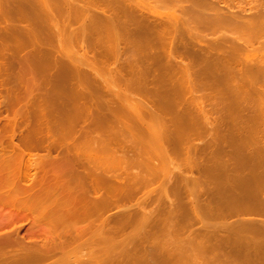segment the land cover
Wrapping results in <instances>:
<instances>
[{
	"label": "bare ground",
	"instance_id": "obj_1",
	"mask_svg": "<svg viewBox=\"0 0 264 264\" xmlns=\"http://www.w3.org/2000/svg\"><path fill=\"white\" fill-rule=\"evenodd\" d=\"M219 1L0 0V86L6 89L0 106L10 113L0 128V264H38L58 252L61 257L56 260L57 264L63 260L67 263L71 254L82 251L79 247L83 244L91 248L88 256L81 257L83 253L74 260L72 257L70 264H171L175 261L163 255L171 251L168 248H172V243L151 239L159 234L175 237L181 231L187 233L188 241L184 242L187 245L200 236L194 249L203 255L198 257L199 264L226 263L222 258L205 256L219 244L212 241L216 234L210 233V226L205 222L212 211L196 208L194 204L186 208L192 219L201 223L198 235L190 221L184 225L178 222L179 211L173 208L178 200L170 198L168 192L173 178L189 186L202 179L207 181L208 177L234 172L236 165L234 162L223 164V161L222 166L216 165L209 157L190 161L192 148L189 147L185 165L178 168L175 153H171L173 146L169 150L165 145L175 140V131L168 130L169 126L203 129L225 126L238 134L254 129L249 124L252 112L227 115L229 118L220 113L213 117L215 113L209 114L202 93L201 97L196 96L199 89L214 90L218 86L222 88L227 81H234L238 93L248 90L253 98L264 102V84H257L264 82V60L256 52L257 46L264 43V1L255 0L259 2L253 6L252 0L251 4L249 0L246 4L237 2L234 7L228 0L224 6H217ZM163 3L174 4V9L159 12L157 7ZM164 16L166 20L159 22L158 18ZM74 23H80L81 27L71 29ZM156 29H160L159 35H151ZM218 29L232 30L230 35L207 32ZM76 42L81 43L79 50L73 47ZM54 52L57 55L53 56ZM76 59L88 63L77 64ZM108 59H114V67L98 63ZM48 77H58L60 85L68 86L66 91L60 94L55 91L58 96L53 98L38 97L36 92L52 83L50 78L49 82L43 80ZM206 78L216 79V83ZM120 84L125 89L115 92ZM132 91L141 95H132ZM36 102L43 104L40 112H36ZM49 102L56 103V115L46 113L47 109H53L44 106ZM260 116L264 118V112ZM48 117L55 118L57 127L51 147L46 145L48 153L40 157L28 154L29 148L46 147L40 136L44 126L41 120ZM33 118L37 120L35 124L31 121ZM22 124L34 127L20 144L16 141V128ZM117 136L121 137L117 139ZM54 148L62 153L52 155ZM211 155V159L215 158ZM252 164L254 169L264 168L262 161ZM133 167L138 168L136 173ZM196 169L202 171V178L193 181L184 174ZM155 182L159 184L154 188ZM179 186H175L177 190ZM156 189L160 190L158 198L153 196ZM141 190H145L144 197L135 205L133 202L130 208H123L122 203L118 205L121 200H133ZM257 196L253 194L243 206L239 203V213L264 217V193L259 199ZM153 200L157 202L154 209L165 210L166 218L156 219L157 210L147 212V207H142ZM116 202L121 213L117 212L119 215L109 221L104 215ZM252 221L246 226L244 263L264 264V220ZM26 223H30L29 227L22 233ZM133 227L135 232L127 233ZM87 235L89 238L84 239ZM229 237L228 242L232 238ZM235 254H229V259ZM182 259L185 263L193 260Z\"/></svg>",
	"mask_w": 264,
	"mask_h": 264
},
{
	"label": "rangeland",
	"instance_id": "obj_2",
	"mask_svg": "<svg viewBox=\"0 0 264 264\" xmlns=\"http://www.w3.org/2000/svg\"><path fill=\"white\" fill-rule=\"evenodd\" d=\"M244 1V2H243ZM246 1V2H245ZM247 1L248 0H228V2H229V4H230V6H237V4L239 3V2H243V3H247ZM253 2H252V6L256 3V2H259V1H256L255 2V0H252ZM261 1H264V0H261ZM260 1V2H261ZM220 2L222 3V5H220ZM224 2V3H223ZM225 2H227V0H221V1H219L218 3H217V6H220V7H222V6H224L223 4H225ZM238 2V3H237ZM248 3H250L251 4V1L249 0L248 1ZM157 9L159 10V12H163V11H165L164 13H167L170 9H174V4H165V3H163L162 5L161 4H159L158 5V7H157ZM179 11V10H178ZM178 14H181V15H183L182 13H181V11H179V12H177ZM166 16H164L163 17V19L161 18H158V20H160L159 22H163V21H165L166 19ZM157 20V21H158ZM81 24L80 23H74L73 24V26H72V28L71 29H75V28H77L78 26H80ZM81 27V26H80ZM80 27H78V29L80 28ZM76 30V29H75ZM160 30V29H159ZM158 29H156V30H154L155 32L154 33H152L151 35H154V34H158L159 35V31ZM231 30L232 29H218V30H209V31H207V32H216V35H219V34H225V35H230V33H231ZM206 40H210L209 38L208 39H206ZM205 43V42H204ZM81 44V43H80ZM79 44V42L77 43H75L74 45H73V47L75 48V50L77 49V50H79L80 49V47H81V45ZM262 45H264V43L263 44H261V46L259 45V46H257L258 48H257V50H256V52H257V55L259 56V58H261L262 60H264V46L262 47ZM200 46V45H199ZM201 48H205L204 47V45H202V46H200ZM261 47V48H260ZM260 48V49H259ZM54 55H57V54H55V52L53 53V56ZM92 55V54H91ZM126 55H124V57H125ZM242 58H244L243 56H242ZM77 60V62H75V63H79V64H87L88 62H85V61H81V63L78 61V59H76ZM102 62V61H101ZM98 62V63H100V64H102V65H105V66H113L114 67V65H115V61H114V59H108V60H105V62ZM161 62H164V60H162L161 59ZM117 65V64H116ZM119 65V64H118ZM55 72V71H54ZM49 73L50 74H52L53 73V71L51 72V71H49ZM46 74V73H45ZM41 75H43V74H41ZM46 75H49L48 73L46 74ZM46 75H44V76H46ZM49 78H50V81L52 82V83H50L49 85H45V86H43L42 87V90L40 91H38V92H36V95L39 97L40 95V97H49V98H53V97H56V96H58L57 95V92H58V94H60V93H63V92H65L66 91V87H68L67 85H64V84H61L60 85V83H58V82H61L60 81V79L58 78V77H55V78H51V77H48V78H44L43 80H45V81H47L48 80V82H49ZM47 79V80H46ZM55 79V80H54ZM207 79V81H210V82H215L216 83V79H208V78H206ZM58 81V82H57ZM223 82H225V81H223ZM232 82V83H231ZM227 81V82H225L224 84H222V88H220L221 86H218L217 88H214V90L212 89V88H204V89H199L197 92V94L198 95H196V96H198V97H201V95H202V98L203 99H205L207 102V110H208V112H209V114H213V113H215V114H213V117H216L217 116V114H220V115H223L225 118H229V117H232L231 115H237V114H240L241 112H243L242 114H246V113H248V112H252L253 114L251 115L250 114V122H249V124H250V126L251 127H254V129H250L249 131H251V132H249V131H246L245 133L244 132H240V134H238V132H236V131H234L233 129H229V128H226L225 126L223 127V128H217V127H205L204 129L201 127H194V126H191V127H189V126H179V127H177V126H169V127H167L168 128V130H170L171 129V131H175V137H174V139L175 140H172V141H168L167 142V144L165 143V145H166V147H167V149H169V150H171L172 149V146H173V149H172V154H174L173 155V157H174V159L176 160V167H180V168H182L183 167V165H185L184 163H186V159H187V156L189 155V152H188V148L189 147H191L192 148V151H193V153H192V151H190V153L192 154V156H191V160L190 161H196V158H197V160L200 158H202L201 160H203V158L205 159H207V157H209L208 158V160L210 159V160H215L216 161V165L218 164V163H220V164H218V165H220V166H222V163L223 164H229V165H232V164H234V165H236L235 167H236V170L234 171V172H229V174H226V175H217V177L219 178H217V177H215V176H213V177H215V179L213 180V177H212V179L210 178V177H208V179H206L207 181H208V184L206 185V183H207V181H205V180H200V181H198L197 183H195L194 182V184H193V182L189 185V186H187L185 183H183V182H181L180 180L178 181L177 179V177H176V179L175 178H173V182L172 181H170V190H169V192H168V194L170 195V198H172V199H174V201H177V202H175L174 203V205H173V208L174 209H176V210H178L179 211V215L177 216V217H179L180 216V218H178V222L180 221V223L181 224H186V223H189L188 221H190L191 222V224L190 225H192V229H194L195 231H197V233H198V235H199V233H200V229H201V225H199V224H201V223H199L198 221H195V220H193L192 219V214H188L187 212H186V208L187 207H190V208H192V207H194V205H195V207L196 208H200V207H202V208H206V209H208V210H211L212 211V216L211 215H209V217H208V219L205 221L206 223H208V225L210 226V228H209V231H210V233L212 234V235H215V236H213V242L215 241V242H218L219 244H217L218 246H217V248L216 249H218V250H211V251H209V253L208 254H205V256L206 257H216V258H222L221 260H224V262H226V263H224V264H245L244 262H245V260L244 259H246L245 258V254H246V246H247V237L246 236H248V228H246V226H247V224L250 222V221H252V222H258V221H260V220H264V217H263V215H257V214H251V215H249V213L248 214H246V212H241V213H239L240 212V209H241V206H243L244 204H247V203H249V201H250V197L251 196H253V194L255 195H259V196H257V198L259 199V197H262V196H260L261 194H263L264 193V183H263V181H264V177H262V175L264 174V173H261L260 174V172L259 171H261V172H264V168H256V169H254L253 167H251L253 164L252 163H254V164H256V163H258V162H260V161H262L263 163H264V142H263V140H264V132H262V131H264L263 129H264V118H262L261 116H260V113L261 112H264V111H262V110H264V102H263V100H261V99H259V98H253V94H252V92H248L247 93V91L248 90H243V91H241V92H237V89H236V85H235V82L234 81ZM226 83H227V86H226ZM230 84V85H229ZM258 84V86H259V84L260 85H262V84H264V82L263 81H261V82H259V83H257ZM57 85H60V86H57ZM47 86V88H45ZM66 86V87H65ZM64 87V88H63ZM54 88L55 89H57V90H54ZM64 90H63V89ZM225 88V89H224ZM46 89V90H45ZM123 89H125V86L124 85H122V84H120V85H117L116 86V88H115V92H119V91H123ZM207 89V90H206ZM233 89V90H232ZM205 90V91H204ZM224 90H226V91H224ZM55 91H57V92H55ZM200 91V92H199ZM212 91V92H211ZM215 93H214V92ZM233 91V92H232ZM41 92V93H40ZM133 93H131L132 95H141L140 93H138L137 91H132ZM221 92H222V94H221ZM226 94H225V93ZM235 92V93H234ZM5 93H6V89L5 88H1V86H0V101L2 100V97L5 95ZM202 93V94H201ZM214 93V94H213ZM218 93V94H217ZM201 94V95H200ZM205 94V95H204ZM220 94V95H219ZM243 96H242V95ZM46 95V96H45ZM55 95V96H54ZM222 95V96H221ZM249 97V99H248V97ZM250 95V96H249ZM53 96V97H52ZM189 96V95H188ZM187 96V97H188ZM186 97V98H187ZM242 98V99H241ZM250 100H251V102H250ZM253 100V101H252ZM241 101V102H240ZM243 101H244V103H243ZM262 104H261V103ZM53 103V102H52ZM214 103V104H213ZM216 103V104H215ZM243 103V104H242ZM34 104V103H33ZM33 104L30 106V108L31 109H33ZM49 104V105H48ZM56 103L54 102L53 104H51L50 102L49 103H46V104H44V106L45 107H47L48 106V108H53V109H47L46 110V113L48 114V115H56L57 113H58V108L56 109V106L57 105H55ZM247 104V105H246ZM53 107H52V106ZM210 105H211V107H210ZM214 105V106H213ZM239 105H241V106H239ZM254 105V106H253ZM257 105H258V108H257ZM262 105V106H261ZM43 106V104L41 103V102H36V107L38 108V110H36V112H40V110L39 109H41V107ZM213 106V107H212ZM217 106V107H216ZM220 108H219V107ZM251 106H253V108H251ZM260 106V107H259ZM215 107V108H214ZM241 107H242V109H241ZM255 107V108H254ZM214 108V109H213ZM219 110H218V109ZM221 108H222V110H221ZM224 108V109H223ZM239 108V109H238ZM215 109H217V112L215 111ZM248 109V110H247ZM251 109H252V111H251ZM213 110V111H212ZM238 110V111H237ZM102 111H105V110H103L102 109ZM219 111V112H218ZM222 111V112H221ZM223 111H224V113H223ZM245 111V112H244ZM213 112V113H212ZM229 117H228V116ZM10 116V113H9V111L7 110V108H5L4 106H0V128L4 125V123H5V121H6V119L8 118ZM258 116V117H257ZM49 118V117H48ZM51 118V117H50ZM42 119L41 121H42V123H43V132L41 133V135L40 136H42V141L44 140V142L43 143H45V146L47 145L48 147H51V142H53L54 140H55V131H57L56 129H57V127L56 126H54L55 124H54V122L56 121L55 120V118L54 117H52L51 119ZM257 119H258V121H257ZM254 120H256V122L254 121ZM32 123L33 124H35L36 122H37V120L35 119V118H33L32 120ZM262 121V122H261ZM252 122V123H251ZM259 124H258V123ZM260 122H261V124H260ZM51 124L52 123V125H49V124ZM253 123H255V124H257V125H255V124H253ZM25 125V124H22V125H19L17 128H16V130H17V133H18V135H17V137H16V141L18 142V143H20V144H22L21 142H22V138H23V136H25V135H27V132L29 131V130H31V129H33V127H34V125ZM253 124V125H252ZM55 127V128H54ZM192 127H194L191 131H190V129L192 128ZM200 128V129H199ZM188 129V130H187ZM202 129V130H201ZM227 129V130H226ZM186 130V131H185ZM216 130H218V131H216ZM224 130V131H223ZM204 131V132H203ZM228 133H227V132ZM50 132V133H49ZM218 132H219V134H218ZM257 132V133H256ZM0 133H1V130H0ZM217 133V134H216ZM227 133V134H226ZM250 133V134H249ZM252 133L254 134V136L252 135ZM258 134H259V136H258ZM217 136V137H216ZM219 136V137H218ZM221 136V137H220ZM252 136V137H251ZM257 136V137H256ZM262 136V137H261ZM121 136H117V139L118 138H120ZM214 137H215V139H214ZM231 137L233 138L232 140H231ZM254 137V138H253ZM101 138H105V136H102ZM218 138V139H217ZM259 138V139H258ZM106 139V138H105ZM239 139V140H238ZM252 139H253V141H255V142H253L252 141ZM263 139V140H262ZM51 140V141H50ZM234 140V141H233ZM259 140V141H258ZM122 141V140H121ZM174 141V142H173ZM239 141H241V142H239ZM258 141V142H257ZM5 142V141H4ZM173 142V143H172ZM251 142V143H250ZM260 142H261V144H260ZM122 144V142H120L119 141V144ZM244 144V146L243 145H241V144ZM50 144V145H49ZM232 144V145H231ZM238 144H239V146H238ZM175 145V146H174ZM234 145L236 146H238V148H237V146L236 147H234ZM43 147V148H29V150H27L26 152L28 153V154H30V155H37V156H44V155H46L47 153H48V147ZM186 147V149H184ZM195 147V148H194ZM218 147H219V150H218ZM263 147V148H262ZM197 148H198V150H197ZM177 149V152L176 151H174L173 152V150H176ZM195 149L197 150V151H195ZM200 149V150H199ZM244 149V150H243ZM260 149H261V151H260ZM180 150L182 151L181 152V155L180 156H178L179 154H180ZM185 150V151H184ZM238 150V151H237ZM198 151H200V152H198ZM234 151V152H233ZM237 151V152H236ZM240 151V152H239ZM249 151V152H248ZM62 153V151L61 150H58V148H54L53 150H52V152H51V154L52 155H58L59 153ZM185 152V153H184ZM220 152H223V153H220ZM257 153V155H255L256 153ZM60 153V154H61ZM200 153V154H199ZM211 153L213 154V155H215L214 157L216 158H213V159H211V157L210 156H212L211 155ZM235 155H234V154ZM241 153V154H240ZM184 154V155H183ZM259 154H260V157H259ZM207 155V156H206ZM210 155V156H209ZM232 155H234V156H232ZM242 155V156H241ZM250 155V156H249ZM255 155V156H254ZM176 156V157H175ZM182 156H184V157H182ZM227 156L229 157V159H227ZM232 156V157H231ZM238 156V157H237ZM249 156V157H248ZM252 156V157H251ZM262 156V157H261ZM179 157V159H177ZM195 157V158H194ZM224 157V158H223ZM237 159H236V158ZM243 159H242V158ZM245 157H248L247 159L245 158ZM253 157H255L256 159L254 160V158ZM220 158V159H219ZM242 160H241V159ZM250 158V159H249ZM263 158V159H262ZM185 159V160H184ZM194 159V160H193ZM200 159L197 161V162H199L200 161ZM224 159V160H223ZM246 159V160H245ZM250 160V164H249V160ZM251 159H252V161H251ZM257 159H259V161H257ZM218 160H221L220 162H217ZM229 160V161H228ZM233 160H235V161H233ZM237 160H239L238 161V163H237ZM177 161H180V162H177ZM184 161V162H183ZM223 161V162H222ZM245 161V162H244ZM255 161V162H254ZM222 162V163H221ZM228 162V163H227ZM232 162H234V163H231ZM178 163V164H177ZM183 163V164H182ZM237 163V164H236ZM241 163V164H240ZM243 163V164H242ZM179 164H181L180 166H179ZM247 165V166H245V165ZM249 164V165H248ZM178 165V166H177ZM242 165V166H241ZM240 167V168H239ZM242 167V168H241ZM134 169V170H133ZM240 169V170H239ZM254 169V170H253ZM262 169V170H261ZM238 170V171H237ZM249 170H250V172L252 171V173L250 174V172H249ZM259 170V171H258ZM132 171L134 172V173H136L137 171H138V168L136 169V167H133L132 168ZM136 171V172H135ZM185 170H183V172H184ZM31 172L33 173V170H31ZM182 172V171H181ZM201 172V173H200ZM255 172V173H254ZM177 173V172H176ZM254 173V174H253ZM184 174H186V176H188L189 178H191V180H195V179H199V178H202L201 176H202V171H199L198 169H196V170H193V171H190V170H187V172L185 171V173ZM183 174V175H184ZM247 175V176H246ZM261 176V177H260ZM264 176V175H263ZM193 177H196V178H193ZM248 177H249V180H251V181H249L248 180ZM193 178V179H192ZM251 178V179H250ZM258 178V179H257ZM216 179H217V181H216ZM253 179V180H252ZM209 180H212V181H210L209 182ZM256 180H257V182H256ZM254 181V182H253ZM262 182V183H261ZM28 183V182H27ZM177 183V184H176ZM181 185V186H179V188H178V190H177V187H175V186H178L179 184ZM182 183V184H181ZM156 184L158 185L159 183L157 182H155V185H154V188L156 187ZM172 184V185H171ZM176 184V185H175ZM187 187H186V186ZM260 185L261 186H263V187H261L260 188ZM194 186V187H193ZM197 186H199V189H198V187ZM202 186V187H201ZM203 186L205 187V188H203ZM190 187V189L188 190V188ZM173 188V189H172ZM175 188H176V190H175ZM193 188H195V189H193ZM201 189V190H200ZM203 189V190H202ZM207 189V190H206ZM205 190V191H204ZM142 191H144V193H142ZM263 192V193H262ZM139 193V194H138ZM144 194H145V190H141L140 192H137V195H135V197H133L132 199L133 200H125V201H120V204H119V202H118V205H121V203H122V206H123V208L125 207V208H130L131 206H133V205H135L136 204V202L137 201H141L142 199H143V197H144ZM159 194H160V190L159 189H156V191H155V194L153 195L155 198H158L159 197ZM173 194V195H172ZM175 194V195H174ZM168 195V196H169ZM157 196V197H156ZM173 196V197H172ZM141 197V198H140ZM257 198L256 199H254V200H257ZM246 199V200H245ZM190 201V202H189ZM242 201H245V202H242ZM247 201V202H246ZM133 202V203H132ZM154 204H153V203ZM184 202V203H183ZM192 202V203H191ZM198 202V203H197ZM127 204V205H123V204ZM133 205H132V204ZM189 203V206L187 205ZM197 203V204H196ZM241 204V206H239L238 204ZM244 203V204H243ZM185 204V205H184ZM192 204H194V205H192ZM117 205V202L114 204V206H113V208L111 207V211L109 210L105 215H104V218H106L107 217V219L109 220V218H110V220L109 221H111V220H113V219H115L114 217L116 216V214L117 215H119L120 213H121V211H119V209H118V206ZM157 202L155 201L154 202V200L153 201H150L149 203H147L146 205H140V206H142V207H144L145 206V208H146V211L147 212H153L154 210H157V216H156V214H155V218L156 219H159V218H161V219H164V218H166L167 217V213L165 212V210H163L162 208L160 209H154V208H157ZM235 205H236V208H235ZM238 205V206H237ZM116 206V207H115ZM127 206V207H126ZM156 206V207H155ZM186 206V207H185ZM185 207V208H184ZM228 207V208H227ZM229 207H231V208H229ZM239 207V208H238ZM116 208V209H115ZM153 208V209H152ZM178 208V209H177ZM225 208V209H224ZM233 208V209H232ZM234 208H235V210H236V212H234L235 210H234ZM113 209V210H112ZM184 209V210H183ZM118 210V211H117ZM221 212H220V211ZM234 210V211H233ZM237 210H239V211H237ZM163 211V212H162ZM216 211V212H215ZM110 212V213H109ZM119 214H118V213ZM161 212V213H160ZM218 212V213H217ZM229 212V213H228ZM237 212L239 213V215L237 214ZM154 213V212H153ZM225 215H224V214ZM228 213V214H227ZM235 213V214H234ZM159 214V215H158ZM219 214V215H218ZM113 215V216H112ZM115 215V216H114ZM213 215H214V217H213ZM222 217H221V216ZM166 216V217H165ZM262 216V217H261ZM217 218V220H216V218ZM225 219H224V218ZM112 218V219H111ZM212 218V219H211ZM219 218V219H218ZM221 218V219H220ZM247 218H249V219H247ZM251 218V219H250ZM138 219V218H137ZM180 219V220H179ZM211 219V220H210ZM223 219V220H222ZM246 219V220H245ZM214 221V223H213V221ZM219 220V221H218ZM221 220V221H220ZM243 220V221H242ZM248 220V221H247ZM182 221V222H181ZM184 221V222H183ZM194 221V222H193ZM212 221V222H211ZM217 222H219V223H217ZM246 222V223H245ZM264 222V221H263ZM177 223V222H176ZM179 223V225L180 226H182L181 224ZM226 223V224H225ZM241 223V224H240ZM258 223H262V222H258ZM29 224L30 223H26V224H24V226H23V228H22V233L23 232H25V230L29 227ZM84 225L85 224H87V223H83ZM168 224H170L169 222H167V225ZM173 224H175V223H173ZM183 224V225H184ZM214 224V225H213ZM217 224V225H216ZM82 225V224H81ZM220 225V226H219ZM225 225V226H224ZM229 225H231V226H229ZM83 226V225H82ZM174 226H176V225H174ZM212 226H213V228H212ZM218 226V227H217ZM233 226V227H232ZM229 227V228H228ZM239 227V228H238ZM241 227H243L245 230H243V228H241ZM197 228V229H196ZM225 228V229H224ZM134 229V230H133ZM220 229H224V230H220ZM227 229V230H226ZM229 229H231V230H229ZM234 229V230H233ZM135 228L133 227L131 230H130V228H128L127 229V233H130V232H135ZM217 230V231H216ZM219 231L221 232V233H219ZM226 232V235H223V234H225L224 232ZM232 231V232H231ZM241 232V233H240ZM214 233V234H213ZM245 233H247V235L245 234ZM186 232L185 231H181V233H179V235L178 236H175V237H168V236H166V235H158V236H154V238L153 239H151V241H153V242H165V241H169V242H171L172 243V248H168V250H171V251H169V253H167V254H165V255H163V257L165 256L167 259H173V261H175V263H171V264H187V263H189V264H199V261H198V257L200 258V257H202L203 255L202 254H198V253H196L195 251H194V249H195V243L200 239V236L199 237H196V238H194V239H192L191 240V247H190V245H187V244H185L187 241H188V239L186 238ZM218 234V235H217ZM219 234H220V236H219ZM227 235H228V237L230 236V237H232L231 239H229V242H228V237H227ZM246 235V236H245ZM181 236V237H180ZM185 236V237H184ZM225 237L224 239H222L223 237ZM162 237H163V239H162ZM166 237V238H165ZM220 237H221V240H223V242L222 243H220ZM229 237V238H230ZM87 238H89V235H87L84 239H87ZM162 240H161V239ZM176 238H177V240H176ZM197 238H198V240H197ZM158 241H157V240ZM216 239V240H215ZM246 239V240H245ZM155 240V241H154ZM159 240H161V241H159ZM187 240V241H186ZM193 240H195L194 242H193ZM185 242V243H184ZM194 244H193V243ZM179 243H181V245H178ZM184 245H183V244ZM243 243V244H242ZM84 245V244H83ZM81 246V247H79V251H81L79 254L77 253V254H71V255H73L72 257L71 256H69L70 257V262H71V258H72V260H74V259H76L77 258V256L79 255V256H81V254H83V256H81V257H84V256H88L87 254H88V248L89 249H91L88 245L86 246ZM177 245V246H176ZM186 245V246H185ZM222 245V246H221ZM225 245V246H224ZM226 245L228 246V247H226ZM246 245V246H245ZM184 246V247H183ZM231 246V247H230ZM234 246V247H233ZM242 246V247H241ZM83 247V248H82ZM222 247V248H221ZM224 247H226V248H224ZM230 247V248H229ZM129 248H131V249H134V247H129ZM187 248V250H185ZM192 248V249H191ZM234 248V249H233ZM235 248H237V251H236V249ZM240 248V249H239ZM178 249V250H177ZM184 249V250H183ZM189 249H191V250H189ZM225 249V250H224ZM177 250V251H176ZM189 250V251H188ZM240 250V251H239ZM244 250V251H243ZM188 251V252H187ZM229 251H230V253H229ZM172 252H175V253H172ZM182 252V253H181ZM188 253V254H185V253ZM211 252H213V253H211ZM243 252H245V253H243ZM192 254V255H190V254ZM235 254L233 257H231V259H229V254ZM241 253V254H240ZM173 254V255H172ZM228 254V255H227ZM168 257H167V256ZM170 255V256H169ZM180 255H182V256H180ZM195 255V256H194ZM198 255V256H197ZM216 255V256H215ZM226 255V257H228V259L231 261H229L228 262V259H226V257H223V256H225ZM241 255V256H240ZM76 256V257H75ZM147 256V255H146ZM178 256V257H177ZM180 256V257H179ZM238 256H239V258H238ZM244 256V257H243ZM51 257V258H50ZM50 257H48V259H45V260H43V261H41L42 263H38V264H57L58 263V261H56V260H58L60 257H61V255H60V253L58 252V253H55L54 255H52V256H50ZM171 257V258H170ZM174 257L177 259V260H175L174 259ZM185 257H191V258H193V262L192 261H186V263L184 262V260L182 259V258H185ZM233 258V259H232ZM159 259H161V255H159ZM195 259V260H194ZM87 259H84V261H86ZM56 263H55V262ZM234 261V263H232ZM237 261V262H236ZM70 262L69 261H67V263H66V261H62L61 262V264H70ZM194 262H196V263H194ZM60 263V262H59Z\"/></svg>",
	"mask_w": 264,
	"mask_h": 264
}]
</instances>
